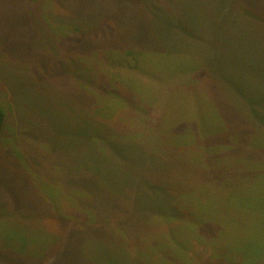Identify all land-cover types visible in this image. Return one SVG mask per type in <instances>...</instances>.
<instances>
[{
    "label": "rangeland",
    "instance_id": "1",
    "mask_svg": "<svg viewBox=\"0 0 264 264\" xmlns=\"http://www.w3.org/2000/svg\"><path fill=\"white\" fill-rule=\"evenodd\" d=\"M161 1L187 17L199 15L205 36L217 31L216 42L235 35L234 55L228 46L207 60L196 49L165 52L148 47L151 43L82 42L85 46L78 47L60 39L63 30L82 24L71 14L79 8L94 17L132 20L135 29L145 31L146 20L153 18L152 31L159 34L160 19L148 11V0H136V9L128 0H0V107L6 114L0 138V227L8 217L10 224L41 234L42 241L30 246L34 253L53 246V255L63 247L53 264H91L82 258L87 254L80 244L90 242L101 213L93 198L100 188L92 182V190L86 186L90 175L75 183V134L81 150L77 161L82 154L90 161L105 160L104 176L140 174L133 178L141 181L127 193L148 192L142 183L149 178L182 186L180 181L194 188L180 192L178 187L181 205L195 197L190 206L202 207L200 215L169 222L170 236L160 223L152 230L144 222L121 227L130 212L104 202L113 212L103 230L108 238L114 234L110 246L125 251L126 263L242 264V258L264 256V120L255 115L264 105L248 104L222 81L242 66L247 76L257 77L254 69L264 75V0H220L231 3L221 10L215 9L218 0ZM143 41L155 42L152 34ZM75 62L82 67L75 70ZM81 95L92 96L99 106L83 104ZM99 107L104 115L79 127L94 108L101 112ZM127 145L133 153L123 157ZM183 163L192 166L186 175L175 168ZM149 165L156 168L148 172ZM13 206H34L53 218L52 206L64 219L45 221L36 211ZM197 219L206 221V230ZM178 222L185 225L180 237ZM239 243L248 252L238 251Z\"/></svg>",
    "mask_w": 264,
    "mask_h": 264
},
{
    "label": "trees",
    "instance_id": "2",
    "mask_svg": "<svg viewBox=\"0 0 264 264\" xmlns=\"http://www.w3.org/2000/svg\"><path fill=\"white\" fill-rule=\"evenodd\" d=\"M128 1L133 5L134 9H136V0ZM215 3L216 10H221L223 8L230 7L231 5L230 2H222V4H219L220 0L216 1ZM162 4L163 1L161 0H148L147 4L148 11L152 10L153 15L156 18L160 19L156 20L159 24V34H156L154 31H152L153 18H150L151 20H146V22L150 26L148 27L144 24L145 28L147 29V31H145L141 29H135L132 20H126L125 22L121 23L116 20L105 19L102 16L94 17L87 13L86 8H79L77 12L74 10V13L71 14L75 16L74 21L79 20L82 22V24H75L73 28H68L69 30L66 33H64L63 30L60 39L63 40V42H67L68 44L75 43V46L78 47H83L88 44L109 45L113 47L118 43L127 47H141V45L143 44L151 43L152 45H148V47L165 52L184 51L187 53H192L196 49V52L204 54L207 60H211V56L218 54L221 50L228 46V54L230 56L231 54L234 55L236 46L235 35H224L221 39L225 41L223 44L218 41L216 42L217 31L213 32L210 37L207 35L205 36L204 19L199 15H195L194 17H187L185 14L175 12L173 9H168ZM197 5L198 4L193 5V9L196 12H198ZM190 23L193 24L192 29L188 28V25ZM96 24H100L99 28L96 29V31H93V26ZM151 34L154 37V41L156 43L143 41ZM187 40L188 42L186 43ZM82 42H85V45L82 46ZM204 45L206 46L204 47ZM63 63L64 67L62 71L65 73V70L68 71V69L64 62V58ZM75 64V70L82 67L80 63L78 64V62H75ZM253 73H257V77L251 76V79L250 76H247L246 68L244 66L238 67V69L228 72L223 77L222 81L226 83V85H229L231 87L229 93L235 91L238 92L237 95L240 97V99L246 100L248 104L254 101L255 103H261L264 105V75L260 74L256 69L253 70ZM101 81L102 82H100L99 85L103 86L105 81L104 78L101 79ZM113 94H115V91L113 92ZM229 96L231 95L229 94ZM245 96H249L248 99L243 98ZM234 97H236V95ZM112 99H114L115 101L114 96L112 97ZM87 101L89 103L91 101L92 106H99L98 101L94 100L92 96L81 95V102L83 104H86ZM112 106L115 107L114 105ZM99 108L100 109L98 110H101V112H95L96 108H94V111L91 112L92 115H88V117L86 116V119L84 121H81L79 127H85L87 124L95 122L101 116V114L104 113L103 110H105V108ZM255 115L259 118L260 121L264 120V112L259 111L256 112ZM5 118V111L0 107V138L5 124ZM76 137L77 136L75 134V178L77 177L75 179V183H77L79 180L82 181L81 178L89 174L91 181L87 182L86 186H88L90 190H92L91 184L94 183L100 188V190H96L98 192L100 191L99 193L94 192L93 198L97 201L98 206L101 208V213L99 216V220L98 217H96V220L94 221V223L96 222V224L94 225L96 226V230L92 232L93 236L89 239L90 242L80 244L82 250L87 254L86 257H82L83 259L89 260L91 264H133L132 260L128 263L125 262V251H122L121 247L115 249L113 246H110V243L112 242L111 238L114 236V234L110 232L111 237L108 238V236H106V233H108V231H106L105 233L103 228L106 229V227H108L110 217L109 215H111L113 212L111 210L113 206L105 207L103 205L104 202L115 205L120 204L130 212L126 216L125 221L121 222V227H131L133 225H136L137 223L144 222L147 228L152 230L155 228L154 223L155 225L160 223L161 225H164V227H167L169 229L168 235L170 234V236L172 231L168 227L169 222L175 223L178 220L180 222L181 220L186 218L188 214L192 216L200 215V210L202 209L201 206H190L193 205V199L195 197L190 198L189 204L181 205L180 200L182 198V193L178 194V187L180 188V192H184L183 190L185 189L191 191L194 190V188L183 186L184 184L179 180L178 181L182 186H178V183L169 184L167 182H157L149 178L142 183L143 186L148 187V192H142L139 190L135 193H127L128 187H136V184L141 181V179L139 178H133V176L140 174H134L130 177L116 173V171H114L113 173L104 176V172L106 171V168L108 166V163L105 160H101L98 162H94L92 160L90 161L83 158L82 154V159L80 161H77V157L81 154V150L78 147L80 145L78 144ZM131 153H133V148L132 146L127 145L123 157L126 154ZM191 167V163L189 166L185 163L181 165L175 164V168L180 169L183 172L185 171V175L192 170ZM155 168L156 167L151 169L150 165L147 166L148 172L154 170ZM111 170H115V168H111ZM107 178L109 179L107 180ZM101 180H104L102 183L103 186L100 184ZM111 185L114 187V192L106 191L113 190V187ZM153 187H155L154 190ZM164 188H169L172 193L170 191H166ZM128 196H133V209H129V207H127L131 203L128 199ZM13 207L15 211H25L26 209L30 211H36L40 215L42 220L45 221L51 220L52 222H54V220L57 218L62 221L64 219V217L57 213V211L53 209L52 206L51 208L53 218H49L48 212H38L37 210H34V206ZM1 208L2 206H0V209ZM7 216H9V214ZM13 219L17 220L16 216H13ZM157 219L161 220L164 223H161L160 221L157 222ZM8 220L10 221V218H5L0 227V243H2L0 244V264H42L43 262L45 264L54 263L53 257L58 252L62 251L63 247L60 246L56 254L53 255H49V251L53 246L47 247V250L43 253H34L30 250V246L33 243L42 241L43 236L39 233H31L25 227H19L16 222H14V225L13 223L10 224ZM197 220L198 227L200 229L206 230V227L203 225V223L206 221H204L203 219ZM179 222L175 230L176 237H180V234L185 227V225H179L183 222ZM151 226H153L152 229L150 228ZM212 227L215 228L214 225ZM97 229H99L100 231H97ZM97 235H102V237H98ZM244 241V243L247 244V240L245 238ZM241 243L236 246V249L238 251L243 249L245 252H248L242 247ZM85 247L89 249L88 253L86 252ZM261 262H263L262 264H264V256L254 259L242 258L239 263L259 264ZM76 264H79V262H77Z\"/></svg>",
    "mask_w": 264,
    "mask_h": 264
}]
</instances>
